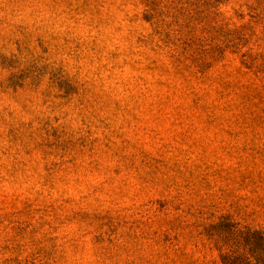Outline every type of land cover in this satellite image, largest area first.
Wrapping results in <instances>:
<instances>
[{
    "label": "rangeland",
    "instance_id": "374dc122",
    "mask_svg": "<svg viewBox=\"0 0 264 264\" xmlns=\"http://www.w3.org/2000/svg\"><path fill=\"white\" fill-rule=\"evenodd\" d=\"M228 225L264 235V0H0V264H221Z\"/></svg>",
    "mask_w": 264,
    "mask_h": 264
},
{
    "label": "trees",
    "instance_id": "16d2710c",
    "mask_svg": "<svg viewBox=\"0 0 264 264\" xmlns=\"http://www.w3.org/2000/svg\"><path fill=\"white\" fill-rule=\"evenodd\" d=\"M221 240L224 248L220 253L221 264H264V259L258 257L262 250L258 241L264 242L260 230L228 225L222 230Z\"/></svg>",
    "mask_w": 264,
    "mask_h": 264
}]
</instances>
